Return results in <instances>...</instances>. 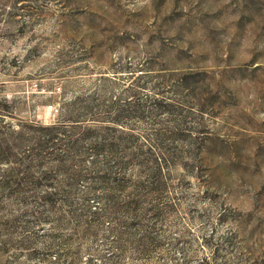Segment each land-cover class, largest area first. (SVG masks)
<instances>
[{"label": "rangeland", "instance_id": "1", "mask_svg": "<svg viewBox=\"0 0 264 264\" xmlns=\"http://www.w3.org/2000/svg\"><path fill=\"white\" fill-rule=\"evenodd\" d=\"M83 94L170 173L113 264H264V0H0V264H111L109 220L33 202V124Z\"/></svg>", "mask_w": 264, "mask_h": 264}, {"label": "trees", "instance_id": "2", "mask_svg": "<svg viewBox=\"0 0 264 264\" xmlns=\"http://www.w3.org/2000/svg\"><path fill=\"white\" fill-rule=\"evenodd\" d=\"M100 109L92 95L83 94L60 101L57 123L33 124V169L38 173L33 175V183L49 181L44 188H33V202L50 206V211L65 208L64 214L74 221L75 230L80 229L83 240L96 235L101 222L109 220L113 236L108 241L109 259L113 264L112 258L123 256L129 248L140 258L149 255L155 239L137 233L135 227L162 215V193L170 173L158 156L130 154L128 159L126 140L133 134L115 124L127 109L117 110L116 117L113 110ZM5 141L0 138V149ZM133 158L142 169L131 173L127 166ZM60 171L65 175L58 178ZM79 180H84L85 186L79 187Z\"/></svg>", "mask_w": 264, "mask_h": 264}]
</instances>
